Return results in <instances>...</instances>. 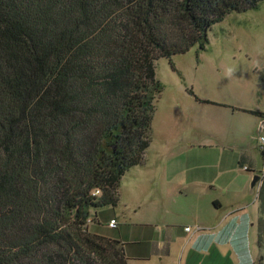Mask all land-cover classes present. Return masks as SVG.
<instances>
[{
  "label": "trees",
  "instance_id": "trees-1",
  "mask_svg": "<svg viewBox=\"0 0 264 264\" xmlns=\"http://www.w3.org/2000/svg\"><path fill=\"white\" fill-rule=\"evenodd\" d=\"M261 3L0 0V264H128L124 244L88 224L145 164L162 91L154 63L204 51L214 25ZM256 202L263 264L264 176Z\"/></svg>",
  "mask_w": 264,
  "mask_h": 264
},
{
  "label": "rangeland",
  "instance_id": "rangeland-1",
  "mask_svg": "<svg viewBox=\"0 0 264 264\" xmlns=\"http://www.w3.org/2000/svg\"><path fill=\"white\" fill-rule=\"evenodd\" d=\"M154 72L162 91L145 165L124 175L115 208L91 210L88 232L147 259L131 264H255L264 119L230 108L264 115V3L225 16L208 32L204 51L194 46L159 59ZM241 155L250 172L238 167ZM254 176L259 180L251 187ZM112 218L115 229L107 226ZM153 242L159 249L168 243L169 255L152 256Z\"/></svg>",
  "mask_w": 264,
  "mask_h": 264
},
{
  "label": "crops",
  "instance_id": "crops-1",
  "mask_svg": "<svg viewBox=\"0 0 264 264\" xmlns=\"http://www.w3.org/2000/svg\"><path fill=\"white\" fill-rule=\"evenodd\" d=\"M236 109H239V108H236ZM232 111V109H231ZM232 112H235V111H232ZM237 112V111H236ZM194 142V140H193ZM150 147V146H149ZM195 146H191L190 148H193ZM197 148H204V146H198L197 145ZM242 156V155H241ZM146 160V158H145ZM146 162V161H145ZM145 165V164H144ZM143 165V166H144ZM139 167H142V166H139ZM136 168V167H135ZM134 169V168H132ZM131 169V170H132ZM240 170H243V169H240ZM130 171V170H129ZM128 171V172H129ZM245 172V171H244ZM124 177V176H123ZM217 205L216 206H213V203H212V206L215 210H219L220 209V205L218 202H215ZM256 205H257V202H256ZM239 211H242V210H239ZM237 212V211H236ZM111 220H115V219H110L109 221ZM117 223V222H116ZM185 231V229H184ZM186 232V231H185ZM192 230L188 233H191ZM139 243L137 242H131V243H128L126 245H138ZM150 249H151V255L152 256H155V257H167L169 255V244L168 243H164L163 247L161 249L158 248V243L156 242H153L151 243V246H150ZM257 250V249H256ZM124 253H125V256L126 258L128 259V264H131L133 263V261H147V259H144V258H135V256H133L132 254H130V251L127 250L126 246L124 247ZM258 256V255H257Z\"/></svg>",
  "mask_w": 264,
  "mask_h": 264
},
{
  "label": "built area",
  "instance_id": "built-area-1",
  "mask_svg": "<svg viewBox=\"0 0 264 264\" xmlns=\"http://www.w3.org/2000/svg\"><path fill=\"white\" fill-rule=\"evenodd\" d=\"M258 149L262 152L264 151V137H259L258 139ZM95 194H98V191L95 192ZM116 221L115 220H111L108 222L107 226L108 228L111 229H115L116 228ZM198 230V228L196 229V231ZM186 232H190V228H185Z\"/></svg>",
  "mask_w": 264,
  "mask_h": 264
},
{
  "label": "water",
  "instance_id": "water-1",
  "mask_svg": "<svg viewBox=\"0 0 264 264\" xmlns=\"http://www.w3.org/2000/svg\"><path fill=\"white\" fill-rule=\"evenodd\" d=\"M258 180H259V177L258 176H254L253 177V180L251 182V187H255V185H256V183H257Z\"/></svg>",
  "mask_w": 264,
  "mask_h": 264
}]
</instances>
